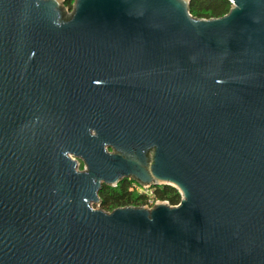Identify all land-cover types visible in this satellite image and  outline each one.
<instances>
[{"label":"water","instance_id":"obj_1","mask_svg":"<svg viewBox=\"0 0 264 264\" xmlns=\"http://www.w3.org/2000/svg\"><path fill=\"white\" fill-rule=\"evenodd\" d=\"M228 1L0 0V264H264V0ZM128 179L180 201L93 208Z\"/></svg>","mask_w":264,"mask_h":264},{"label":"trees","instance_id":"obj_2","mask_svg":"<svg viewBox=\"0 0 264 264\" xmlns=\"http://www.w3.org/2000/svg\"><path fill=\"white\" fill-rule=\"evenodd\" d=\"M72 3L73 0H63L64 7L69 11L72 9ZM229 8L228 0H190L189 14L194 18H219L227 14ZM128 185L124 182L114 187L103 186L99 193V209L111 212L119 207L146 205L149 197L142 193L128 192ZM152 197L155 200L167 201L169 205H176L180 201V195L175 189L164 186L152 187Z\"/></svg>","mask_w":264,"mask_h":264},{"label":"flooded vegetation","instance_id":"obj_3","mask_svg":"<svg viewBox=\"0 0 264 264\" xmlns=\"http://www.w3.org/2000/svg\"><path fill=\"white\" fill-rule=\"evenodd\" d=\"M78 164V163H77ZM124 182H127L129 185H128V188H127V191L128 192H137V193H142V194H146L148 192H150L151 190L148 189V190H144L142 189L141 187H139L138 183H136L135 181H133L132 179H128V180H125L123 181L122 183ZM121 184V183H119Z\"/></svg>","mask_w":264,"mask_h":264},{"label":"built area","instance_id":"obj_4","mask_svg":"<svg viewBox=\"0 0 264 264\" xmlns=\"http://www.w3.org/2000/svg\"><path fill=\"white\" fill-rule=\"evenodd\" d=\"M143 188H147V189H144V190H148V189L151 190L150 192L146 193V195H147L149 198H148V202H147V204L144 205V206H146V207H152L155 203H157V202L160 201V200H155V199H153V197H152V188H148V187H143ZM165 202L168 203L167 201H165Z\"/></svg>","mask_w":264,"mask_h":264},{"label":"rangeland","instance_id":"obj_5","mask_svg":"<svg viewBox=\"0 0 264 264\" xmlns=\"http://www.w3.org/2000/svg\"><path fill=\"white\" fill-rule=\"evenodd\" d=\"M108 152H113L112 150H108ZM77 163H78V169L79 170H83V163L80 161V160H77ZM139 185V184H138ZM139 187H141L142 189H147V188H143L142 186H140L139 185ZM144 207H146V206H144ZM93 208H95V209H99V205H97V204H95V205H93ZM146 208H150V207H146Z\"/></svg>","mask_w":264,"mask_h":264}]
</instances>
